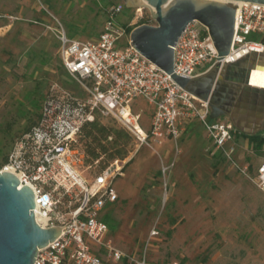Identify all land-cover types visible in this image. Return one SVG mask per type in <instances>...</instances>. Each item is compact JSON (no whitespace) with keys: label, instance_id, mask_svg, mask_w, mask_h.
Listing matches in <instances>:
<instances>
[{"label":"built area","instance_id":"1","mask_svg":"<svg viewBox=\"0 0 264 264\" xmlns=\"http://www.w3.org/2000/svg\"><path fill=\"white\" fill-rule=\"evenodd\" d=\"M228 5L237 9L229 55L218 60L209 28L193 20L173 47L177 76L196 80L215 69L220 74L227 65L264 52V4ZM124 6L120 1V5L112 4L106 10L103 31L95 40L70 38L60 25V59L85 94L52 88L38 121L16 141L7 163L0 169H9L18 177L19 189L31 187L35 194V220L41 228H63L53 243L38 249L34 264H155L149 251L160 235L156 229L142 249L130 253L119 249L111 238L106 209L119 199L114 183L124 175L126 161L115 160L88 176L92 165L85 166L86 153L80 139L84 127L98 119L116 121L142 144L150 137L178 143L187 129L198 122L205 129L214 154L248 175L249 167L241 168L235 159L243 132L231 119H211L209 101L182 88L132 47L129 29L156 22L150 11L144 17L143 9L139 12L138 8L137 21L122 24L118 18ZM249 85L252 86L250 81ZM140 100L152 109L148 130L143 126V109L134 110ZM252 181L264 193V164L257 168Z\"/></svg>","mask_w":264,"mask_h":264},{"label":"rangeland","instance_id":"2","mask_svg":"<svg viewBox=\"0 0 264 264\" xmlns=\"http://www.w3.org/2000/svg\"><path fill=\"white\" fill-rule=\"evenodd\" d=\"M112 4L120 5V1L0 0V15H10L0 18V167L5 166L16 141L38 121L52 88L85 94L60 59V25L70 38L95 40ZM123 8L119 22L137 21L139 7ZM149 11L143 9L144 17ZM229 69L225 67L223 73ZM229 84L235 85L238 102L246 106L238 107L235 114L239 117L246 110L247 121L242 125L264 121V95L245 97L241 83L230 80ZM142 109L143 126L148 130L152 109L140 100L134 110ZM98 121L121 129L114 120ZM259 133H264V127L248 134ZM129 136L124 175L114 183L119 199L106 209V216L113 219L111 238L119 249L128 253L142 249L156 229L160 235L149 251L155 264H264V193L252 181L264 164V146L259 151L247 150L240 143L235 159L241 168L249 166L245 175L214 154L198 122L178 143L150 137L142 144ZM106 159L104 155L100 163L91 164L88 176L112 163Z\"/></svg>","mask_w":264,"mask_h":264},{"label":"water","instance_id":"3","mask_svg":"<svg viewBox=\"0 0 264 264\" xmlns=\"http://www.w3.org/2000/svg\"><path fill=\"white\" fill-rule=\"evenodd\" d=\"M126 7L139 6L150 10L156 25H140L130 33L131 45L140 54L168 73L182 88L198 98L209 101L215 120L232 114V122L244 133H256L260 127L247 129L246 110L239 117L235 114L238 92L235 85L221 83L223 71L211 73L196 79L177 76L174 73V49L179 37L193 20H199L210 30L218 51V60L229 55L236 31V12L233 6L218 1L203 0H118ZM228 2H252L264 4V0H221ZM242 65L244 74L230 79L244 86L245 97L264 95V89L249 85L251 71L264 67V52L253 53L247 58L229 64L227 67ZM245 106V105H244ZM246 109V106L244 107ZM252 116L255 113L251 111ZM236 117V118H235ZM18 177L7 171L0 172V264H34L38 249L53 243L61 234V227L41 228L35 220V194L25 185L19 189Z\"/></svg>","mask_w":264,"mask_h":264},{"label":"trees","instance_id":"4","mask_svg":"<svg viewBox=\"0 0 264 264\" xmlns=\"http://www.w3.org/2000/svg\"><path fill=\"white\" fill-rule=\"evenodd\" d=\"M131 31L132 30L129 29V33H131ZM243 136L250 140L253 149L256 151L262 150V147L264 146V136L259 134L248 135L246 133H243ZM129 142L130 136L124 129H114L96 120L95 122L89 123L84 127L80 139V146L86 153L87 163L94 164L96 162L100 163L101 158L104 155L107 156V161L112 160L113 162L114 160L118 159L124 160L127 157V145ZM218 156L221 155L218 154ZM7 160L8 157L5 159L3 166L7 163ZM108 165L109 163L104 164L100 170L105 169ZM1 168L2 166L0 169ZM112 220L113 219L110 214L105 217V221L108 223L111 232L114 230V225L111 224Z\"/></svg>","mask_w":264,"mask_h":264},{"label":"flooded vegetation","instance_id":"5","mask_svg":"<svg viewBox=\"0 0 264 264\" xmlns=\"http://www.w3.org/2000/svg\"><path fill=\"white\" fill-rule=\"evenodd\" d=\"M244 74V67H242V65H237V66H234V67H230V69L228 70V71H226V72H224L223 74H222V80H221V83L223 84V83H229V81H230V79L229 78H231L232 77V79H238V78H240L242 75ZM238 101H240V99H238V97H237V99H236V101H235V105H236V107H235V110H237L238 111V107L239 108H244L245 106H244V103L242 102H238ZM232 114H226L225 116L226 117H228V118H232V116H231ZM231 121H232V119H231ZM242 124V123H241ZM256 125V126H255ZM255 125H252V126H250V124H245L243 127H246L247 129H251V128H249V127H252V129L254 128V127H260V128H263L264 127V121H261V122H258V124H255ZM259 132V131H258Z\"/></svg>","mask_w":264,"mask_h":264},{"label":"bare ground","instance_id":"6","mask_svg":"<svg viewBox=\"0 0 264 264\" xmlns=\"http://www.w3.org/2000/svg\"><path fill=\"white\" fill-rule=\"evenodd\" d=\"M205 1H218V2L227 3V4L229 3L228 1H221V0H205ZM142 3L144 5H147V2L145 0H142ZM140 10H141V7L139 6V12ZM250 83L252 86L256 88L264 89V67L258 66L257 68L254 69L250 77ZM6 171L12 173V171L9 169H7Z\"/></svg>","mask_w":264,"mask_h":264},{"label":"crops","instance_id":"7","mask_svg":"<svg viewBox=\"0 0 264 264\" xmlns=\"http://www.w3.org/2000/svg\"><path fill=\"white\" fill-rule=\"evenodd\" d=\"M6 16V18H9L10 17V15H8V14H6L5 15ZM13 27V24L11 23V24H9V26H6V28L8 29V30H10L11 28ZM74 38H78V37H74ZM80 39V38H79ZM82 40V39H81ZM244 133V132H243ZM246 134H248V133H246ZM248 135H250V134H248ZM258 135V134H257ZM259 135H261V136H264V133H259ZM240 143L242 144V146H244V148L245 149H252L253 150V147H252V144H251V142H250V140L249 139H247V138H245L244 136H243V139H242V141H240ZM251 162H253V160L251 161ZM249 164V163H248ZM251 166V165H250ZM249 167V166H248Z\"/></svg>","mask_w":264,"mask_h":264}]
</instances>
